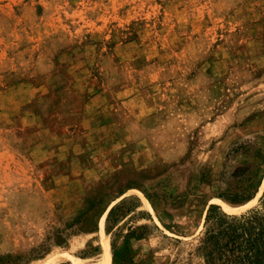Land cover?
Returning a JSON list of instances; mask_svg holds the SVG:
<instances>
[{
    "label": "rangeland",
    "instance_id": "rangeland-1",
    "mask_svg": "<svg viewBox=\"0 0 264 264\" xmlns=\"http://www.w3.org/2000/svg\"><path fill=\"white\" fill-rule=\"evenodd\" d=\"M212 204L264 211V0H0V264H206Z\"/></svg>",
    "mask_w": 264,
    "mask_h": 264
},
{
    "label": "trees",
    "instance_id": "trees-1",
    "mask_svg": "<svg viewBox=\"0 0 264 264\" xmlns=\"http://www.w3.org/2000/svg\"><path fill=\"white\" fill-rule=\"evenodd\" d=\"M249 187L228 197L243 202L252 197ZM227 197V196H226ZM119 205L112 209L115 212ZM196 251L206 264H264V211L250 209L241 214L230 213L212 204L206 215ZM137 238L145 233H135Z\"/></svg>",
    "mask_w": 264,
    "mask_h": 264
},
{
    "label": "bare ground",
    "instance_id": "bare-ground-1",
    "mask_svg": "<svg viewBox=\"0 0 264 264\" xmlns=\"http://www.w3.org/2000/svg\"><path fill=\"white\" fill-rule=\"evenodd\" d=\"M219 199V198H218ZM220 202V201H219ZM223 202V201H222ZM221 203V202H220ZM224 203V202H223ZM149 204V203H148ZM246 204V203H245ZM242 206V205H241ZM248 206V204H247ZM246 206V207H247ZM103 230H104V224H103ZM105 242V241H104ZM112 258H113V252L111 249V244L109 242L105 243V256H104V262L105 264H110L112 263ZM72 261L74 262V264H86L85 260L78 257V256H73L72 257ZM88 261V260H87ZM101 263V261H100ZM102 263V264H103ZM92 264V263H91Z\"/></svg>",
    "mask_w": 264,
    "mask_h": 264
}]
</instances>
